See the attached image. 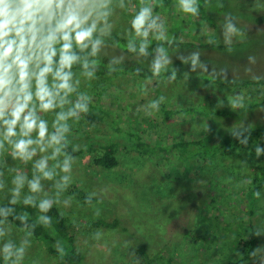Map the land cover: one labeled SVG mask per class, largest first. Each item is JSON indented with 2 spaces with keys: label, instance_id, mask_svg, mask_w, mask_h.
<instances>
[{
  "label": "rangeland",
  "instance_id": "obj_1",
  "mask_svg": "<svg viewBox=\"0 0 264 264\" xmlns=\"http://www.w3.org/2000/svg\"><path fill=\"white\" fill-rule=\"evenodd\" d=\"M163 4L161 0H110L105 9L109 15L98 21L96 32L144 37L136 33L132 20L142 8H148L150 14L141 30L148 32L147 37L230 44L223 51L206 54L179 51L174 59L184 60L173 66L174 71L185 77L203 73L264 78V23L248 22L253 19L252 14L264 15V0H215L214 10L221 6L223 11L212 10L214 13L207 21L194 11H185L184 6ZM216 22L222 28H215ZM163 66L166 69L168 65ZM72 73L70 83L75 91L67 96L68 102L49 112L37 110L38 117L47 122L48 134L42 143L29 148L36 149L30 160L5 150L6 141L0 134L5 145L0 149V203L23 199L56 204L78 235H82L78 231L83 229L84 236L89 231L95 238L87 237L85 244L92 251L91 257L103 264H125L127 255L139 258L135 250L141 246H145L151 264H221L237 254L246 225L252 222L261 240L260 256L254 264H264V193L257 197L250 190L254 174H259L257 143H245L228 157L209 154L211 159L187 164H174L162 156L146 159L124 147L130 146L127 134L132 132L154 145L202 138H209L210 145H214L234 130L248 126L264 128V105H260L264 87L237 89L186 81L189 78L144 80ZM90 98L110 112L121 131L116 135L118 169L114 171L76 168V161L84 166L95 157L100 151L97 146L90 152H78L72 161L61 152V143L49 142L53 133L66 142L74 140L78 130L99 138L114 134L110 124L90 128L75 115L59 122L67 124L68 131L57 132L59 125L53 126L57 113L67 114L77 101ZM191 107L211 108L209 111L221 114L207 116L199 110L193 115L165 114L167 110ZM17 133L19 136V126ZM29 138L36 140L37 133L33 131ZM56 148L60 151L54 155ZM46 151L49 159L43 156ZM42 159L46 160V167L40 171L36 165ZM67 165L71 170H64ZM44 172L50 175L46 177ZM30 182L38 185L36 190L30 188ZM73 187L98 202L81 204L70 195ZM250 209L254 214H249ZM115 214L121 217L122 227L119 225L111 232L89 224L93 217L106 219ZM6 245L11 246L7 252ZM41 247L42 243L32 236L8 222L1 223L0 264H47L45 256L40 255Z\"/></svg>",
  "mask_w": 264,
  "mask_h": 264
},
{
  "label": "trees",
  "instance_id": "obj_2",
  "mask_svg": "<svg viewBox=\"0 0 264 264\" xmlns=\"http://www.w3.org/2000/svg\"><path fill=\"white\" fill-rule=\"evenodd\" d=\"M164 4L184 6L182 0H161ZM240 1V0H239ZM215 0H189L190 7L194 12L199 14L203 21H207L210 15L214 12H220L222 7L214 10ZM163 4V5H164ZM223 11V10H222ZM221 11V12H222ZM254 12H258L254 11ZM251 14V13H250ZM253 15V19L248 21L250 23L261 24L264 23V15ZM214 17V16H213ZM215 28L220 26L217 22L214 24ZM217 28V29H219ZM99 39L100 44L97 47L95 55H91L92 46L89 42V47L83 50L77 48L74 44L73 51H75L80 60L72 66V72H79L93 77L109 76L112 78L132 76L138 79H186V81H204L219 86L234 87L237 89L251 88L254 86L264 87V78L261 77H242L236 78L226 74H203L194 73L190 77H185L181 72L173 70V66L182 60L174 59V54L179 51H196L199 53H212L214 51H223L230 47V44L225 43H206L197 44L193 42H182L176 40H165L150 37L141 38H128L115 33H93V41ZM146 45L143 52H141V45ZM59 47V45H57ZM104 49V50H102ZM105 49L115 50V53H109ZM117 53V54H116ZM205 53V54H206ZM58 58V57H57ZM87 63L85 68L83 65ZM159 63V70H156V64ZM167 63V68L164 64ZM200 72V71H198ZM87 107V111L75 109L76 117H78L84 126L95 128L104 123L110 124V129L114 132L112 136L108 137H94L93 133L75 131L74 140L67 142L62 138L60 140L61 152L67 154L72 161L78 152L93 151L94 146L100 151L94 158L87 164L81 166L78 161L75 162L82 170L84 167L102 170L114 171L118 169L117 151L119 143L117 142L116 135L121 132L116 127L117 120L113 118L107 110H105L94 98L79 101ZM260 105H264V98L260 101ZM254 107V106H252ZM248 107L247 110H252ZM211 108L205 107H191L186 109H178L176 111L167 110L166 115L172 116L174 114L193 115L203 113V115H211L220 113L216 111H209ZM164 111V110H163ZM226 113V112H225ZM221 114V113H220ZM224 114V113H223ZM65 134V132H63ZM79 135V136H78ZM128 142L124 145L125 150L131 149L140 157L146 159H156L162 156L174 162V164H187L190 161L204 160L205 158L211 159L209 154H220V156L228 157L234 151L242 148L245 143H257L259 148L256 152V161H259L258 171L259 174H254L250 190L257 197L264 193V128L261 126H248L232 131L224 136L221 140L214 145H210L209 138H202L197 141L180 140L168 145H154L148 140L143 138L142 135L137 133H129ZM69 137V136H67ZM209 137V135L207 136ZM16 139H20L17 135ZM72 139V138H70ZM5 147V145H4ZM5 150L14 152L13 144L6 141ZM45 156L46 159L50 158L48 151ZM129 152V151H128ZM51 160L49 161V164ZM68 170H71L70 165H67ZM70 195L78 199L81 204L89 206L98 202L97 198L88 195L83 190L73 187ZM45 201L41 200H7L0 203V225L2 222H8L14 226V229L22 230L26 234L32 236L34 239L42 243L40 255L45 256L47 264H103L95 261L92 256V251L88 250L85 240L95 238L91 237L88 231L84 236L85 230L78 231L82 235H78L75 227L70 223L68 218L64 215L63 211L54 203H47L46 208L41 205ZM249 214H254L252 209ZM120 216H111L109 218L93 217L90 219V226L92 228H103L110 230L118 229L121 226L119 219ZM122 227V226H121ZM245 236L237 246V254L230 258L228 261L221 264H254L257 263L260 256L261 240L259 233L252 222L246 225ZM91 230V229H90ZM135 254L139 258L133 256H126L125 264H151L148 260L147 251L145 246H141L135 250Z\"/></svg>",
  "mask_w": 264,
  "mask_h": 264
},
{
  "label": "clouds",
  "instance_id": "obj_3",
  "mask_svg": "<svg viewBox=\"0 0 264 264\" xmlns=\"http://www.w3.org/2000/svg\"><path fill=\"white\" fill-rule=\"evenodd\" d=\"M109 3L110 0H0V134L13 144L14 154L19 158L30 160L36 149L29 151V148L42 143L48 134L47 122L38 117L37 110L49 112L63 107L69 93L75 91L70 83L71 69L80 57L73 46L83 50L91 42V55H95L100 40L93 41V33L98 21L109 15L105 11ZM182 3L185 11H194L189 0ZM149 14L148 8H142L133 18L132 26L138 35L147 37L148 32L141 30ZM145 47L141 45V52ZM83 66L86 68L87 63ZM155 67L158 71L159 63ZM75 109L87 111L77 101L67 114L57 113L53 123L54 127L59 125L57 132L68 131L67 124L59 122L76 115ZM17 126L21 138L13 141L11 138L18 135ZM33 131L37 133L36 140L29 138ZM61 139L53 133L49 142L59 144ZM3 146L0 141V149ZM59 151L54 149V155ZM36 167L43 171L46 160H40ZM64 170L67 171V166ZM29 186L36 190L38 185L30 182ZM41 207L46 208L47 203ZM10 247L6 245L5 251Z\"/></svg>",
  "mask_w": 264,
  "mask_h": 264
}]
</instances>
